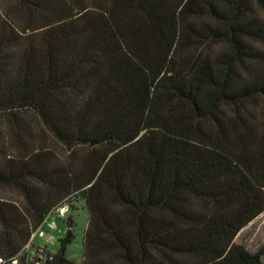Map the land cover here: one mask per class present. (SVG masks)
Segmentation results:
<instances>
[{
  "label": "trees",
  "instance_id": "16d2710c",
  "mask_svg": "<svg viewBox=\"0 0 264 264\" xmlns=\"http://www.w3.org/2000/svg\"><path fill=\"white\" fill-rule=\"evenodd\" d=\"M0 190L7 260L81 196L45 264H264V0H0Z\"/></svg>",
  "mask_w": 264,
  "mask_h": 264
},
{
  "label": "rangeland",
  "instance_id": "374dc122",
  "mask_svg": "<svg viewBox=\"0 0 264 264\" xmlns=\"http://www.w3.org/2000/svg\"><path fill=\"white\" fill-rule=\"evenodd\" d=\"M0 194L9 195V192L0 190ZM69 203L72 206L66 212V219H59V223L66 233L68 227L66 222L71 220L70 225H73L76 237L73 243L69 245L67 255L70 259L80 263L83 260V235L89 215L85 201L81 196L70 198ZM235 241L244 244L252 252L258 251L264 245V213L245 227L238 234ZM60 244V240L57 239L49 244V250L57 252Z\"/></svg>",
  "mask_w": 264,
  "mask_h": 264
},
{
  "label": "built area",
  "instance_id": "2783aa9c",
  "mask_svg": "<svg viewBox=\"0 0 264 264\" xmlns=\"http://www.w3.org/2000/svg\"><path fill=\"white\" fill-rule=\"evenodd\" d=\"M70 206L66 203L54 208L33 232L22 251L8 260L0 256V264H45L52 253L49 250V244L65 234L64 229L60 226L59 219H66V212ZM66 223L68 225V222Z\"/></svg>",
  "mask_w": 264,
  "mask_h": 264
}]
</instances>
